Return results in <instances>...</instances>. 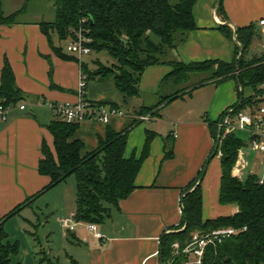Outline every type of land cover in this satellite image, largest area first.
Here are the masks:
<instances>
[{"label": "crops", "instance_id": "crops-1", "mask_svg": "<svg viewBox=\"0 0 264 264\" xmlns=\"http://www.w3.org/2000/svg\"><path fill=\"white\" fill-rule=\"evenodd\" d=\"M217 1L197 0L193 7L197 27L175 52H171V59H180L185 63L214 60L231 62L235 58L236 48L233 25L241 28L252 25L256 34L263 33L264 27L260 21L264 19V0H222L223 9L218 8L215 12V20L213 15ZM226 21L233 25H226ZM38 22L0 26V83L2 68L8 60L15 73L16 83L25 97L18 104H27L25 109L16 105L6 120L0 118V218L6 217L17 207H20L19 212L23 207L35 204L45 191H51L60 184L44 191L50 183V177L39 172L43 142L55 152L54 136L49 125L57 117L47 103H74L81 98L95 103L106 102L108 105L122 102L112 80L92 78L86 80L85 88L81 89L85 75L82 63L95 69L94 60L85 59L87 55L81 59L60 57ZM54 44H60L57 38H54ZM171 71L173 66L169 63L148 66L141 76V93L154 98L171 94H160L161 84ZM211 85L215 89L205 103L204 114L196 113L190 106L179 113L168 111L169 104L171 106L175 100L186 102L187 95L194 97L199 92L201 97L204 94L202 90ZM238 99L236 80L229 79L218 86L214 82H205L190 93L159 106V115L141 119L130 129L124 152L127 158L132 155L140 157L147 130L155 131L157 136L151 142L149 155L137 174L135 189L112 207L110 217L104 223L96 224L102 237H96L93 231L87 229V223L73 219L77 184L75 199L71 196L69 206H66V198L59 200L53 207L48 202L47 208L57 217L61 229L70 233L80 244L75 254L68 255L69 263L161 264L160 238L164 232L171 231L182 222L185 191L205 167L201 181L203 219L238 212L237 205L220 202L221 156L213 155L209 159L214 148L209 121L216 122ZM153 104L156 102L146 104L140 96L132 107L137 109ZM132 122L131 117H112L109 123L84 121L72 139L84 143L83 154H86L100 146V140L107 137L108 128L123 131ZM166 136L170 139L167 143ZM171 147L174 155L166 158V150ZM254 152L248 144L242 147L239 158L244 157L247 166L241 175L246 177L251 173L264 180V153L261 161L257 162V153ZM10 218L6 220L5 227ZM21 263L26 264L24 261ZM30 264L47 262L32 258Z\"/></svg>", "mask_w": 264, "mask_h": 264}, {"label": "trees", "instance_id": "trees-1", "mask_svg": "<svg viewBox=\"0 0 264 264\" xmlns=\"http://www.w3.org/2000/svg\"><path fill=\"white\" fill-rule=\"evenodd\" d=\"M27 2L23 8L7 14L3 0H0V26L23 22L19 18L26 12ZM196 2L197 0H54V19L38 22L42 32L48 36L54 50L62 58L78 59L67 51L66 42L71 38V30L80 27H83L91 39L90 46L93 51L109 53L114 59L111 65L101 63L102 61L97 59L94 60L95 69H90L86 63H82V68L86 80L98 78L115 83L122 102H113L112 107L125 110V106L130 107L133 98L142 95L139 86L141 76L150 65L169 63L173 66V71L163 82L182 84L175 92L163 95L158 107L144 106L139 108L141 110H125L135 116L132 117V124L123 131L108 128L107 137L100 140V146L86 154H83L84 143L79 139H72L80 125L79 122H67L57 117L49 125L54 136L55 152L43 142L39 172L50 177V183L44 190L65 180L71 174L75 175V221L104 223L110 217L112 207L117 206L120 200L127 198L135 189L137 174L149 155L151 142L157 136L155 131L147 130L140 157H125L130 129L140 122L137 115H142L143 111L150 112L176 97L190 93L205 82H214L217 85L229 79L237 82V71L241 84L239 87L237 82L239 99L230 109L237 111L253 105L254 97L264 94V55L253 59L246 57L256 35L252 25L238 27V39L244 51L239 56L240 49L235 44V58L231 62L214 60L185 63L180 59L167 58L197 27L193 15ZM219 9H223L222 2ZM54 38L59 40V45L54 44ZM50 73L52 74V68ZM199 73H207L208 77L191 82L192 75ZM246 89H249L248 95L245 93ZM241 97L243 100L239 104ZM24 99L23 91L16 83L13 68L6 60L2 68L0 104L17 105ZM100 104L108 105L106 102ZM159 110L160 108L155 111V115L160 114ZM217 121H209L214 139V148L209 159L214 153L218 155L219 151L222 152L220 202L237 205L239 210L233 215L203 219L202 188L201 183L197 184L203 176V169L187 187L183 196L182 222L171 231L164 232L160 238L159 256L163 264H184L188 254L183 252V249L191 238L189 235L195 231L208 233L229 227L237 229L238 232L223 238L221 242L208 244L202 264H264V182H260L255 174L250 173L246 177L233 174V168L239 159V149L247 145L246 139L239 133L222 137L219 149L215 152L220 130ZM165 139L166 143L170 140L169 136ZM173 155L172 147L166 150V158ZM19 208L0 218V264H21L14 261V257L19 253V245L10 240L5 228L6 220L18 212ZM186 221V230L178 232ZM175 243L180 247L176 255ZM47 262L61 264L50 258ZM69 264L77 263L72 261Z\"/></svg>", "mask_w": 264, "mask_h": 264}, {"label": "rangeland", "instance_id": "rangeland-1", "mask_svg": "<svg viewBox=\"0 0 264 264\" xmlns=\"http://www.w3.org/2000/svg\"><path fill=\"white\" fill-rule=\"evenodd\" d=\"M219 1V0H218ZM217 1V3H218ZM27 0H3L4 10L7 14L15 12L21 8H23L26 4ZM26 5V12L20 16V20L23 22L29 21H50L55 17V3L54 0H29ZM215 4V6L217 5ZM264 33L259 32L255 35L254 40L247 51L246 57L253 59L256 56L264 55V45H263ZM69 43L67 40L66 44ZM165 58V57H164ZM167 58H171L170 55ZM85 59L88 60H97L101 63H105L106 65H111L114 62V59L109 55L107 51L90 52ZM208 77L207 73H199L193 74L191 82H196L201 79H206ZM227 81V80H226ZM224 83V82H222ZM220 83V84H222ZM218 84V85H220ZM217 85V84H216ZM217 85V86H218ZM182 87V84H175L174 82H166L162 83L160 87V94L172 93ZM215 89L214 85L208 86L202 90L203 96L200 97L199 93L194 94L193 96L187 95L186 102L183 100H175L173 104H169L168 111L172 113L181 112L186 106H190L195 109L196 113H203L205 110V103L210 95V93ZM246 95L249 94V89L245 91ZM141 98L144 99L146 104L154 103L152 106H156L160 103L161 97H152L146 96L142 93ZM136 99V98H135ZM135 99L133 98L129 106H125V110H135V106L133 105ZM151 106V107H152ZM139 107V105H137ZM139 109V108H137ZM141 110V109H139ZM157 109L151 110L150 112L143 111L142 115H137L139 120L142 117H153L155 116V111ZM204 114V113H203ZM142 116V117H141ZM243 138H247V134L245 132L239 133ZM250 151V150H248ZM257 153L256 161H261L262 153ZM252 155V153H250ZM218 155H222V152L219 151ZM252 156H255L254 154ZM76 178L74 174L69 175L65 180L61 181L57 188H54L51 191H45V194L40 197L35 204H32L28 207H23L21 211L11 216L10 220L6 224V230L9 235V238L12 242H17L19 245V253L14 257V261L16 262H26V264H30V260L32 258H36L38 261L42 259V261L47 262V259L50 258L52 260H57L61 264H67L70 262L68 259V255L75 254L77 252V247L80 246L77 243V240L70 234L65 233L58 222L56 221L55 215H53L51 210H48V202H51L50 206L52 207L56 205L59 200H65L68 202L66 206L70 205L71 196L72 199L76 194ZM49 211V212H48ZM8 228V229H7ZM206 233H201L200 231H195L191 235H189V241L185 245L189 244L192 238L196 235L203 236ZM179 244L175 243V255L178 254ZM183 249V252L185 250ZM173 254V255H174ZM192 259L187 256V259ZM23 260V261H22ZM48 263V262H47ZM22 264V263H21Z\"/></svg>", "mask_w": 264, "mask_h": 264}, {"label": "built area", "instance_id": "built-area-1", "mask_svg": "<svg viewBox=\"0 0 264 264\" xmlns=\"http://www.w3.org/2000/svg\"><path fill=\"white\" fill-rule=\"evenodd\" d=\"M85 22V19L82 20ZM260 25L264 27V19L260 21ZM71 38L67 43V51L76 55L79 59L92 52L90 46L91 39L85 33L83 27L71 30ZM264 33V29H263ZM264 45V38H263ZM87 77L83 75L81 89L86 86ZM253 105H248L245 108L235 111V109H227L222 117L217 121V124L222 131V137L231 133L245 132L247 134V144L251 150L259 153H264V94L254 97ZM26 103L17 104L20 109L26 108ZM52 109L55 116L67 122H84V121H100L109 123L112 117H135L128 114L125 110L112 107L111 105H102L95 103L86 98H81L77 102H59L47 103ZM16 105L4 106L0 104V118L6 120L9 113ZM137 117V116H136ZM142 117V116H141ZM150 117H142L147 119ZM241 155L242 148L239 150ZM246 160L244 157L238 159V163L233 168V174L240 176L242 170L246 168ZM260 182L264 180L260 179ZM87 229L93 231L96 237H102V234L97 230L96 224L87 223ZM238 232L235 228H219L210 231L203 236H194L186 246L185 253L189 258L184 264H202L205 248L208 244L221 242L223 238L229 237Z\"/></svg>", "mask_w": 264, "mask_h": 264}, {"label": "water", "instance_id": "water-1", "mask_svg": "<svg viewBox=\"0 0 264 264\" xmlns=\"http://www.w3.org/2000/svg\"><path fill=\"white\" fill-rule=\"evenodd\" d=\"M221 2H222V0H219L218 3H217V5L214 7V15H213V18H214L215 20H216V18H215V12L218 10L219 6L221 5ZM216 22H217L219 25H222V23H219L218 21H216ZM225 24H226V25H230V24L233 25V23H231L230 21H226ZM233 27H234L233 40H234L235 44H236V45L239 47V49H240V52H239V56H240V55L243 53L244 48H243V46L241 45V43H240V41H239V39H238V27H236L235 25H233ZM238 58H239V57H238ZM237 82H238V84H239V87H241V84H240V81H239V71H237ZM241 89H242V88H241ZM242 100H243V97L240 98V100H239V104L242 103ZM221 135H222V131L219 130V134H218V139H217V145H216V148H215V152L219 149V144H220V140H221ZM214 155H215V153H214ZM205 171H206V167L204 168L203 176H204V174H205ZM203 176L200 178V180L198 181L197 184H200V183H201V181H202V179H203ZM182 207H183V205H182ZM187 226H188V221H186L185 225H184L181 229H178L177 231H178V232L184 231V230H186ZM161 264H163V263H161Z\"/></svg>", "mask_w": 264, "mask_h": 264}]
</instances>
